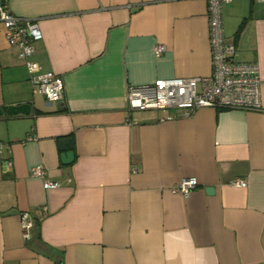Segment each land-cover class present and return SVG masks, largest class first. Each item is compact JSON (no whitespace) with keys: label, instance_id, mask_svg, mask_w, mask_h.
<instances>
[{"label":"crops","instance_id":"crops-1","mask_svg":"<svg viewBox=\"0 0 264 264\" xmlns=\"http://www.w3.org/2000/svg\"><path fill=\"white\" fill-rule=\"evenodd\" d=\"M9 7L39 21L34 59L63 77L65 94L50 102L34 92L0 21V141L10 144L0 152V264H264V0L222 10L237 58L260 66L263 108L177 117L129 109L128 89L212 73L209 0ZM156 44L167 51L156 56ZM40 164L57 188L31 175ZM185 177L198 181L187 196L175 190ZM237 178L248 186H232Z\"/></svg>","mask_w":264,"mask_h":264},{"label":"built area","instance_id":"built-area-1","mask_svg":"<svg viewBox=\"0 0 264 264\" xmlns=\"http://www.w3.org/2000/svg\"><path fill=\"white\" fill-rule=\"evenodd\" d=\"M231 1L209 0L212 73L194 77L161 78L152 84L130 86L127 93L129 109H174L177 117L190 116L196 109L205 106L248 110L263 108L259 64L240 61L236 45L225 37L222 10ZM0 21L6 25L7 40L20 48V57L27 64L34 92L42 94L50 102L62 101L65 94L63 77L54 71H41L39 63L34 59L35 42L44 37L39 21L13 13L9 0H0ZM153 51L156 56H161L167 51V46L156 44ZM35 139L37 136L30 134L25 141ZM9 147V143L0 141V152ZM31 175L44 179L46 189L60 185L58 181L47 178V169L42 164L36 165ZM230 184L246 187L249 182L244 178H237ZM197 186L195 177H185L175 186V190L187 196ZM23 225L27 231L32 225L27 213L23 214Z\"/></svg>","mask_w":264,"mask_h":264},{"label":"water","instance_id":"water-1","mask_svg":"<svg viewBox=\"0 0 264 264\" xmlns=\"http://www.w3.org/2000/svg\"><path fill=\"white\" fill-rule=\"evenodd\" d=\"M60 149L63 152L61 155L63 163L68 164L73 162L75 154L73 151V139L71 137H66L60 140ZM209 191H213V188L209 189Z\"/></svg>","mask_w":264,"mask_h":264}]
</instances>
